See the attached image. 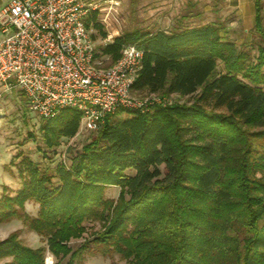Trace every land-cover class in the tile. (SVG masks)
Wrapping results in <instances>:
<instances>
[{
    "label": "trees",
    "instance_id": "16d2710c",
    "mask_svg": "<svg viewBox=\"0 0 264 264\" xmlns=\"http://www.w3.org/2000/svg\"><path fill=\"white\" fill-rule=\"evenodd\" d=\"M97 11L84 22L98 31ZM257 54L226 40L222 23L130 30L102 44L114 62L122 46L142 49L131 94L192 96L190 103L119 108L68 165L50 172L18 152L21 187L0 195V221L21 219L45 238L31 248L11 231L2 264H82L86 252H115L131 264H264V18L254 1ZM103 38L106 37L102 32ZM222 71H217V64ZM43 119V118H42ZM47 148L74 136L80 112L43 119ZM89 130V131H92ZM163 166L164 171L160 166ZM132 169L128 175L125 170ZM117 186L118 195L105 189ZM37 204L33 216L24 203ZM86 222L99 227L83 236ZM82 242L71 248V239Z\"/></svg>",
    "mask_w": 264,
    "mask_h": 264
},
{
    "label": "built area",
    "instance_id": "2783aa9c",
    "mask_svg": "<svg viewBox=\"0 0 264 264\" xmlns=\"http://www.w3.org/2000/svg\"><path fill=\"white\" fill-rule=\"evenodd\" d=\"M99 8L96 0H8L1 5L0 92L17 88L43 119L62 108L76 109L86 130L97 129L121 107L147 111L165 105L164 98L131 96L143 53L135 43L122 46L111 65L96 64L84 20Z\"/></svg>",
    "mask_w": 264,
    "mask_h": 264
},
{
    "label": "rangeland",
    "instance_id": "374dc122",
    "mask_svg": "<svg viewBox=\"0 0 264 264\" xmlns=\"http://www.w3.org/2000/svg\"><path fill=\"white\" fill-rule=\"evenodd\" d=\"M97 11V21L101 24L98 31L89 26V34L92 38L95 50L96 64L109 66L113 62L110 56L102 54L100 47L121 32L130 30H171L173 27H185L187 25H200L205 22H219L223 24L220 29L224 39L233 41L243 50H247L251 57L257 54L258 37L253 29L254 15L253 5L255 0H113L106 4L102 0ZM261 3V14L264 18V0ZM102 32L106 37L103 38ZM217 71H222V64L218 62ZM135 99L148 100L154 97L157 100L164 98L165 105L172 103H190L192 96H179L169 94H139L133 91ZM159 98V99H158ZM156 106V105H154ZM125 113L112 114L117 118ZM44 120L29 109L28 102L17 88L0 92V195L2 192L13 195L21 187L14 163L19 159L15 157L18 152L26 154L34 163L47 171H52L57 164L68 165L70 158L79 151V148L88 143L94 130L89 131L82 127L72 137H62L57 146L47 148L41 138L40 127ZM164 171L163 166H160ZM132 175V169L125 170ZM117 186H109L105 189L106 197L116 198ZM37 204L31 200L24 203L23 210L33 216L37 213ZM87 236L99 227L98 223L86 222ZM11 231H17L18 239L31 248L46 247L45 238L38 236L21 219L11 217L0 221V239L5 238ZM82 242L81 238L71 239L68 244L75 248ZM45 264H52L54 258L46 248L44 250ZM10 258H1L0 264L9 261ZM67 258L61 260L64 264ZM82 264H131L112 252L102 255L98 251L86 252Z\"/></svg>",
    "mask_w": 264,
    "mask_h": 264
},
{
    "label": "crops",
    "instance_id": "0c3cea01",
    "mask_svg": "<svg viewBox=\"0 0 264 264\" xmlns=\"http://www.w3.org/2000/svg\"><path fill=\"white\" fill-rule=\"evenodd\" d=\"M8 0H0V6L5 4Z\"/></svg>",
    "mask_w": 264,
    "mask_h": 264
}]
</instances>
